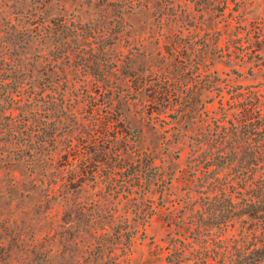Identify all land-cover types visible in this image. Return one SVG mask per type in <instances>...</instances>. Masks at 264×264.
Wrapping results in <instances>:
<instances>
[{
    "label": "rangeland",
    "instance_id": "obj_1",
    "mask_svg": "<svg viewBox=\"0 0 264 264\" xmlns=\"http://www.w3.org/2000/svg\"><path fill=\"white\" fill-rule=\"evenodd\" d=\"M233 1L0 0L41 96L0 153V264H239L254 178L209 159L231 88L264 85V0Z\"/></svg>",
    "mask_w": 264,
    "mask_h": 264
},
{
    "label": "trees",
    "instance_id": "obj_2",
    "mask_svg": "<svg viewBox=\"0 0 264 264\" xmlns=\"http://www.w3.org/2000/svg\"><path fill=\"white\" fill-rule=\"evenodd\" d=\"M236 4V0L233 1ZM225 5L222 2V7ZM227 52V57H230ZM254 67L264 70V59L256 62ZM232 103L229 109L222 105L221 120L213 131V141L219 147L213 157L215 166L226 164L228 155L236 156L239 166V180L244 183L249 171L254 178L248 197L243 191L239 194L238 217L247 213L250 222V242L244 249H237L239 264L264 263V85L231 88ZM41 108V96L37 95L30 82L26 79L24 66L15 57L8 43L0 33V153L11 154L7 148L8 137L13 131L25 126L28 115L38 114ZM17 111L18 119L13 115ZM231 117L229 125L226 120ZM41 123L26 136L19 133L25 146L19 148L16 155L20 157L29 154L25 149L35 146L41 148ZM12 133V134H11ZM2 137V138H1ZM33 138V141H32ZM211 156V155H210ZM243 188H241L242 190Z\"/></svg>",
    "mask_w": 264,
    "mask_h": 264
}]
</instances>
